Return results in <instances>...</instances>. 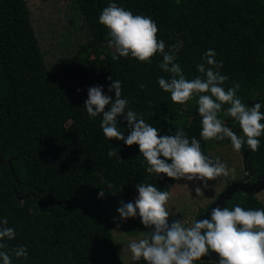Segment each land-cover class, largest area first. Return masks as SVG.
Listing matches in <instances>:
<instances>
[{"label": "trees", "instance_id": "obj_1", "mask_svg": "<svg viewBox=\"0 0 264 264\" xmlns=\"http://www.w3.org/2000/svg\"><path fill=\"white\" fill-rule=\"evenodd\" d=\"M76 1L90 40L47 66L27 1L0 0V220L7 218V226L16 232L14 240L5 241L10 254L21 245L28 249L26 259L12 255V264H125L111 227L119 224L146 233L150 229L138 215L119 222L120 201L133 202L138 183L170 192L177 182L164 175L149 176L138 145L128 147L104 137L102 117L92 119L84 109L90 87L101 85L104 94L114 98L109 85L121 81L128 108L142 113L161 135L183 127L189 138L200 140L207 156L210 143L199 135L196 99L175 104L158 85L159 77L169 78L159 68L162 56H154L151 64L131 57L112 59L108 29L98 19L110 3L151 17L159 29L158 39L176 46V62L187 79L201 75L196 66L212 49L215 59L223 62L218 71L229 78L223 87L238 83L237 95L245 104H264V0ZM220 118L242 134L233 119L223 113ZM117 119L127 134V122ZM258 139V151L243 149L246 170L254 178L264 172V135ZM112 147L122 161L108 157ZM106 182L113 187L109 189ZM101 190L105 196L98 198ZM236 205L264 209L254 194L242 190L225 200L224 207ZM129 264L146 262L131 260Z\"/></svg>", "mask_w": 264, "mask_h": 264}, {"label": "clouds", "instance_id": "obj_2", "mask_svg": "<svg viewBox=\"0 0 264 264\" xmlns=\"http://www.w3.org/2000/svg\"><path fill=\"white\" fill-rule=\"evenodd\" d=\"M98 19L108 29L107 45L114 50L113 60L131 57L151 64L154 56H162L159 68L168 73L169 78L159 77L158 85L164 92L170 93L175 104L185 105L196 99L202 140L221 141L228 138L236 152L242 153L245 148L251 152L259 150L258 138L264 135V123H261L264 120V112L261 111L264 104H245L237 95L238 83L234 82L227 89L223 87L229 78L218 71L223 62L215 59L217 54L214 50H207L202 57L204 62L196 66L201 75L189 80L176 62V46H168L158 39L159 29L151 17L134 15L113 2L102 10ZM108 91H114L115 97L105 95L101 85L90 87L84 109L92 119L102 117L100 127L107 140L123 141L128 147L139 146L143 157L141 163L146 166L149 176L155 174L177 181H201L204 188L209 187V181L229 176L230 169L226 163L203 154L200 140L189 138L183 127H177L174 134L161 135L158 128L145 122L142 113L128 108L130 101L122 98L121 81L113 80ZM221 113L233 119L242 134L238 135L226 126L220 118ZM118 117L127 122V134L119 127ZM107 155L122 161L115 147L109 149ZM107 186L109 189L113 187L111 183ZM136 190L138 197L134 203L120 201L121 206L117 208L119 222L138 215L144 227L150 229L145 238L128 245L133 262L143 259L146 264H195L197 261L204 264L201 258L215 252L219 264H264V209L246 210L239 205L229 209L217 205L211 209L210 218L197 219L185 226L183 220L169 223L170 213L166 207L169 192L147 182L138 183ZM195 192L201 195L202 188L197 186ZM104 196L105 191L101 190L98 198ZM7 225V218L0 220L2 264H12V255L17 259L28 257V249L23 245L12 248L11 254L8 251L9 245L5 241L14 240L16 232Z\"/></svg>", "mask_w": 264, "mask_h": 264}, {"label": "rangeland", "instance_id": "obj_3", "mask_svg": "<svg viewBox=\"0 0 264 264\" xmlns=\"http://www.w3.org/2000/svg\"><path fill=\"white\" fill-rule=\"evenodd\" d=\"M26 1L30 9L31 23L47 66H52L58 60L73 54L82 43L90 40V33L86 29L83 14L76 0ZM209 143L207 156L213 159L219 158L221 162L226 163L230 169L229 176H221L215 181H209L207 188L203 187L201 181L175 182L170 189V198L166 205L170 213L169 221L183 220L185 226H189L198 219L200 209L206 208L229 183L245 181L246 176L251 172L246 170L245 154L234 151L230 140L225 138L221 141L212 140ZM197 186L202 188L201 195L195 192ZM254 195L264 204V187L254 192ZM137 197L138 194L134 197L133 203ZM143 230H129L119 224L111 227L113 239L125 264L131 261L128 245L147 236Z\"/></svg>", "mask_w": 264, "mask_h": 264}, {"label": "water", "instance_id": "obj_4", "mask_svg": "<svg viewBox=\"0 0 264 264\" xmlns=\"http://www.w3.org/2000/svg\"><path fill=\"white\" fill-rule=\"evenodd\" d=\"M242 152L246 154L245 151ZM264 187V172L260 174L256 181L254 183H248L246 181H233L229 183L226 188L221 191L215 200H213L203 211L202 214L198 217V219H203V218H210L209 213L212 208L216 207L219 205L221 208L225 206V200L231 198V196L238 190H242L248 194L258 192L261 188ZM202 261H213L216 264H219V257L218 254L215 252H210L209 255L204 256L201 258Z\"/></svg>", "mask_w": 264, "mask_h": 264}, {"label": "flooded vegetation", "instance_id": "obj_5", "mask_svg": "<svg viewBox=\"0 0 264 264\" xmlns=\"http://www.w3.org/2000/svg\"><path fill=\"white\" fill-rule=\"evenodd\" d=\"M253 178H254V173L250 172L249 175L246 176L245 181H247V182H249V183H253V182L256 181V179H257V175L255 176L254 179H253ZM199 216H200V215H199ZM199 216H198V217H199Z\"/></svg>", "mask_w": 264, "mask_h": 264}]
</instances>
